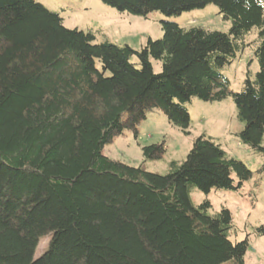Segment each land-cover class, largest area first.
<instances>
[{"label":"trees","instance_id":"obj_1","mask_svg":"<svg viewBox=\"0 0 264 264\" xmlns=\"http://www.w3.org/2000/svg\"><path fill=\"white\" fill-rule=\"evenodd\" d=\"M100 1L162 14V37L139 50L98 43L36 0H0V264H245L249 242L230 239V211L190 199L194 189L233 190L251 176L213 138L196 137L167 175L103 149L136 135L151 110L188 134L186 103L230 98L243 124L236 136L264 159V0ZM210 4L230 22L226 33L169 20ZM252 30L259 70L233 92L222 71ZM164 153L163 144L142 148L148 159Z\"/></svg>","mask_w":264,"mask_h":264},{"label":"rangeland","instance_id":"obj_2","mask_svg":"<svg viewBox=\"0 0 264 264\" xmlns=\"http://www.w3.org/2000/svg\"><path fill=\"white\" fill-rule=\"evenodd\" d=\"M36 1L57 12L66 28L92 30L98 43L108 41L117 45H128L134 50H139L148 37L161 38V20L168 19L158 12L150 14L147 18L119 13L100 0ZM169 20L184 28L193 26L225 33L230 27V22L224 20L212 4L171 17ZM255 38L256 32L252 30L245 38V49L222 71L233 92L241 90L247 72L253 77L259 70L252 47L249 46ZM135 61L133 57L131 62ZM151 62L154 72H159L160 62ZM185 107L191 120L188 134L170 125L163 113L154 109L140 124L136 135L132 131H126L117 136L112 143L104 147L103 154L133 167L142 165L148 172L167 175L177 170L196 137L206 135L213 138L229 157L245 164L251 171V176L233 190H215L204 195L194 189L190 193L191 202L197 205L208 199L212 213L218 212L222 207L227 208L232 215L235 230L230 239L235 242L247 238L249 242L245 264H264V234L260 232L261 228L264 229V159L236 136L243 124L238 121L236 107L230 98L216 103L194 98L186 103ZM153 144L164 145L165 153L159 160L148 159L142 155V148ZM232 178L237 186L234 173ZM47 245V238L40 240L34 252L35 259Z\"/></svg>","mask_w":264,"mask_h":264}]
</instances>
